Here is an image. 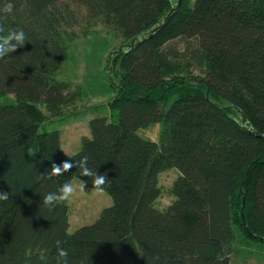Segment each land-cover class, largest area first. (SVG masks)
Masks as SVG:
<instances>
[{
    "label": "trees",
    "instance_id": "trees-1",
    "mask_svg": "<svg viewBox=\"0 0 264 264\" xmlns=\"http://www.w3.org/2000/svg\"><path fill=\"white\" fill-rule=\"evenodd\" d=\"M11 2L0 26L27 41L0 58V99L14 97L0 104V264H56L57 242L68 264H231L234 243L264 246V0ZM98 27L121 39L107 64L117 121L89 120L67 160L106 174L112 205L69 234L66 202L42 197L91 178H38L66 160L59 132L38 129L76 109L81 92L58 70ZM156 124V142L139 136ZM172 168L174 201L159 211L158 175Z\"/></svg>",
    "mask_w": 264,
    "mask_h": 264
},
{
    "label": "rangeland",
    "instance_id": "rangeland-1",
    "mask_svg": "<svg viewBox=\"0 0 264 264\" xmlns=\"http://www.w3.org/2000/svg\"><path fill=\"white\" fill-rule=\"evenodd\" d=\"M192 2L194 0H191ZM121 39L114 34H108L101 28L86 38H79L68 44V54L60 65L57 78L66 82L71 89H79L81 99L75 110L67 111L61 118L51 119L40 125L38 131L56 130L60 134V147L64 159H69L80 150L81 138L90 137L88 122L92 118L106 117L116 122L117 114L111 112L108 104L114 97L113 90L108 85L107 64L112 50L119 46ZM176 50L184 51L186 43L176 41L171 44ZM189 47L195 49L197 44L189 42ZM195 75H200L199 68H193ZM12 95L0 99V104L13 102ZM225 107L229 105L224 103ZM139 136L154 142L158 140L159 125H151L138 131ZM179 172L172 168L158 175L161 195L154 203V208L165 210L173 201L171 187ZM73 179L72 182H75ZM86 186L87 194L77 193L66 201L68 210V233L72 234L78 228L92 224L101 210L112 205L111 198L104 192L97 194ZM231 264H264V246H243L234 243Z\"/></svg>",
    "mask_w": 264,
    "mask_h": 264
},
{
    "label": "clouds",
    "instance_id": "clouds-1",
    "mask_svg": "<svg viewBox=\"0 0 264 264\" xmlns=\"http://www.w3.org/2000/svg\"><path fill=\"white\" fill-rule=\"evenodd\" d=\"M14 3L11 0H6L4 5L0 7V15L7 16L14 11ZM27 41V37L23 29L10 28L7 31L0 26V58L8 56L22 47ZM79 169V177L91 178L92 190L97 194L105 191V185L109 184L106 174L98 173L88 167V157L83 156L80 159L65 160L60 164L52 163L50 168L42 175H38L40 179L51 180L53 177L63 176L64 173L71 169ZM87 182L82 179H76L75 182H65L59 186L55 191L48 192L42 197V204L46 207H52L60 202H66L73 198L77 193L84 195ZM10 193L0 190V201H5L10 198ZM68 251L59 246L57 242L56 249V264H68Z\"/></svg>",
    "mask_w": 264,
    "mask_h": 264
},
{
    "label": "water",
    "instance_id": "water-1",
    "mask_svg": "<svg viewBox=\"0 0 264 264\" xmlns=\"http://www.w3.org/2000/svg\"><path fill=\"white\" fill-rule=\"evenodd\" d=\"M153 31H154V30H152L151 32H153ZM149 34H151V33H148V35H149ZM145 35H146V34H145ZM145 35H143V36H142L141 40H138V39H133V40L130 42V45H133L135 41H138V42H141V41H143V40L146 38V36H145ZM119 50L121 51V49H119ZM112 54H113V52H111V54H110V55H112ZM110 55H109V56H110Z\"/></svg>",
    "mask_w": 264,
    "mask_h": 264
}]
</instances>
